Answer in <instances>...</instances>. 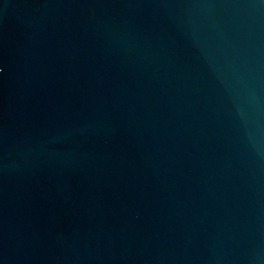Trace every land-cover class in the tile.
<instances>
[{"label": "water", "instance_id": "water-1", "mask_svg": "<svg viewBox=\"0 0 264 264\" xmlns=\"http://www.w3.org/2000/svg\"><path fill=\"white\" fill-rule=\"evenodd\" d=\"M0 264H264V0H0Z\"/></svg>", "mask_w": 264, "mask_h": 264}, {"label": "snow or ice", "instance_id": "snow-or-ice-1", "mask_svg": "<svg viewBox=\"0 0 264 264\" xmlns=\"http://www.w3.org/2000/svg\"><path fill=\"white\" fill-rule=\"evenodd\" d=\"M0 71H2V69H0Z\"/></svg>", "mask_w": 264, "mask_h": 264}]
</instances>
